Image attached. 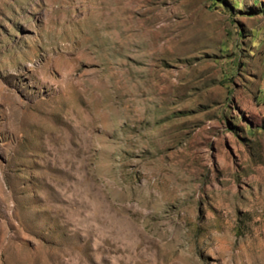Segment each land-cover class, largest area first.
<instances>
[{
	"label": "rangeland",
	"instance_id": "1",
	"mask_svg": "<svg viewBox=\"0 0 264 264\" xmlns=\"http://www.w3.org/2000/svg\"><path fill=\"white\" fill-rule=\"evenodd\" d=\"M0 264H264V2L0 0Z\"/></svg>",
	"mask_w": 264,
	"mask_h": 264
},
{
	"label": "bare ground",
	"instance_id": "2",
	"mask_svg": "<svg viewBox=\"0 0 264 264\" xmlns=\"http://www.w3.org/2000/svg\"><path fill=\"white\" fill-rule=\"evenodd\" d=\"M262 2H264V0H261Z\"/></svg>",
	"mask_w": 264,
	"mask_h": 264
},
{
	"label": "trees",
	"instance_id": "3",
	"mask_svg": "<svg viewBox=\"0 0 264 264\" xmlns=\"http://www.w3.org/2000/svg\"><path fill=\"white\" fill-rule=\"evenodd\" d=\"M262 2V1H261Z\"/></svg>",
	"mask_w": 264,
	"mask_h": 264
}]
</instances>
